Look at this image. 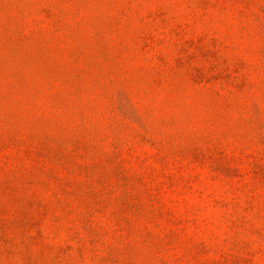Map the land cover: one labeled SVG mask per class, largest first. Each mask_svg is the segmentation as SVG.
I'll list each match as a JSON object with an SVG mask.
<instances>
[{"label":"rangeland","instance_id":"rangeland-1","mask_svg":"<svg viewBox=\"0 0 264 264\" xmlns=\"http://www.w3.org/2000/svg\"><path fill=\"white\" fill-rule=\"evenodd\" d=\"M0 264H264V0H0Z\"/></svg>","mask_w":264,"mask_h":264}]
</instances>
